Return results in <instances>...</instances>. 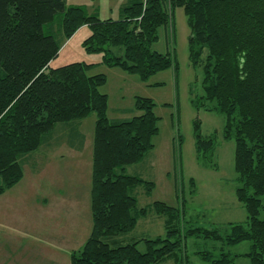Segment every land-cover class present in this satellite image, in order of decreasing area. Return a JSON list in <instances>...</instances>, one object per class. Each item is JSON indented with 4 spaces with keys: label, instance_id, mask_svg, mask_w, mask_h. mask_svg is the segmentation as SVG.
Masks as SVG:
<instances>
[{
    "label": "trees",
    "instance_id": "16d2710c",
    "mask_svg": "<svg viewBox=\"0 0 264 264\" xmlns=\"http://www.w3.org/2000/svg\"><path fill=\"white\" fill-rule=\"evenodd\" d=\"M179 6L191 28L190 60L204 67L200 104L225 115V137L236 141L237 197L247 211L246 223L182 228L180 209L164 201L139 206L137 188L144 186L148 194L155 184L126 168L154 147L158 119L152 100L139 97V114L111 120L107 95L100 91L106 76L90 74L93 64L50 65L65 41L87 25L92 34L85 47L103 52L111 66L145 79L177 68L175 54L152 47L160 27H173ZM92 112L98 115L93 227L82 248L71 254L72 264H191L182 253L183 239L190 236L222 243L218 254L200 252L210 264H232L226 246L244 241L251 242L245 254L251 264H264V0H127L119 19H100L80 6L68 7L66 0H0V194L20 182L26 164L36 168L41 149L63 132L69 137L59 141L82 146L77 126ZM196 136L200 159L216 168L213 138ZM149 215L164 218L166 235L143 238L145 251L138 248L140 241L123 243Z\"/></svg>",
    "mask_w": 264,
    "mask_h": 264
},
{
    "label": "rangeland",
    "instance_id": "374dc122",
    "mask_svg": "<svg viewBox=\"0 0 264 264\" xmlns=\"http://www.w3.org/2000/svg\"><path fill=\"white\" fill-rule=\"evenodd\" d=\"M126 1L66 0V3L68 7L80 6L100 19H119ZM91 34L89 26L79 28L65 41L50 65L93 64L90 74L106 76L100 91L107 95L106 113L111 120L139 114L136 110L139 97L152 100L158 119V131L152 138L154 147L142 161L126 168L128 174L155 184L148 194L144 186L137 188L139 206L164 201L180 209L184 215L182 228L187 223L208 227L246 223L247 211L237 197L240 183L235 170L236 141L234 136L225 137V115L200 104L204 67L195 66L190 60L191 28L184 8H175L173 27H160L152 47L161 53L175 54L178 67L160 70L146 79L121 66L105 63L101 51H89L85 41ZM206 105L211 107L213 103ZM97 120V113L92 112L79 122L78 129L86 135L81 152L71 150L66 140L69 131L63 132L52 146L41 149L36 168L28 164L20 182L0 194V264H71V253L82 248L93 227L91 188ZM198 132L213 138L212 158L216 168L200 159ZM60 136L66 139L59 141ZM165 235L164 218L149 215L122 239L123 243L140 241L138 248L145 251L143 238ZM183 240L182 253L188 255L191 264H210L201 258L200 252L210 250L218 254L222 247L221 242L195 236ZM226 250L234 256L232 264H251L245 255L251 250L250 241L227 245Z\"/></svg>",
    "mask_w": 264,
    "mask_h": 264
},
{
    "label": "crops",
    "instance_id": "0c3cea01",
    "mask_svg": "<svg viewBox=\"0 0 264 264\" xmlns=\"http://www.w3.org/2000/svg\"><path fill=\"white\" fill-rule=\"evenodd\" d=\"M77 131L80 133V135H83L84 136V143H83V145L82 146H80V145H78V146H73V145H68L70 148H71V150L72 151H74V153H77V152H81L83 149H84V147H85V142H86V135L81 131V130H79L78 129V126H77ZM28 164H26L25 166H24V168L27 166ZM46 200V202H48V199L46 198L45 199ZM75 251H77V250H75ZM74 251V252H75ZM72 254V253H71ZM70 258H71V255H70ZM70 261H71V259H70ZM72 264V263H71Z\"/></svg>",
    "mask_w": 264,
    "mask_h": 264
},
{
    "label": "bare ground",
    "instance_id": "6f19581e",
    "mask_svg": "<svg viewBox=\"0 0 264 264\" xmlns=\"http://www.w3.org/2000/svg\"><path fill=\"white\" fill-rule=\"evenodd\" d=\"M172 28V27H171Z\"/></svg>",
    "mask_w": 264,
    "mask_h": 264
}]
</instances>
